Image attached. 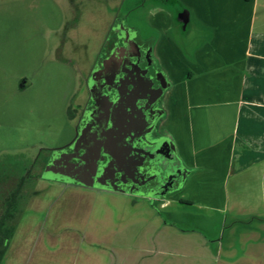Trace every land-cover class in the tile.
I'll use <instances>...</instances> for the list:
<instances>
[{
    "label": "rangeland",
    "instance_id": "rangeland-1",
    "mask_svg": "<svg viewBox=\"0 0 264 264\" xmlns=\"http://www.w3.org/2000/svg\"><path fill=\"white\" fill-rule=\"evenodd\" d=\"M149 5L150 0H0V190L23 163L71 140L68 110L84 93V77L103 37L116 17L148 33ZM167 129L165 122L161 130L169 134ZM35 167L14 193L9 221L1 224L10 236L0 264H122L119 253L128 255V249L126 264H153L151 255L134 252L133 243L137 235L160 231L190 233V240L175 241L169 257L174 264H197L199 234L210 249L207 264H264L262 222H238L195 199L180 202L187 197L182 190L150 201L45 179ZM3 194L9 193L0 192V200ZM125 243L131 246L124 250Z\"/></svg>",
    "mask_w": 264,
    "mask_h": 264
},
{
    "label": "crops",
    "instance_id": "crops-1",
    "mask_svg": "<svg viewBox=\"0 0 264 264\" xmlns=\"http://www.w3.org/2000/svg\"><path fill=\"white\" fill-rule=\"evenodd\" d=\"M261 1L150 0L148 14L170 87L167 131L188 169L181 189L187 197L181 199L197 200L202 208L238 222L264 223ZM189 236L173 231L137 235L134 240L144 244L133 243L134 252L151 255L153 264H174L169 257L175 241H188ZM198 240L195 263L207 264L211 254L205 234ZM125 251L128 255L118 254L124 264L132 250Z\"/></svg>",
    "mask_w": 264,
    "mask_h": 264
},
{
    "label": "flooded vegetation",
    "instance_id": "flooded-vegetation-1",
    "mask_svg": "<svg viewBox=\"0 0 264 264\" xmlns=\"http://www.w3.org/2000/svg\"><path fill=\"white\" fill-rule=\"evenodd\" d=\"M148 28L140 32L114 19L91 60L80 101L68 110L71 140L16 169L13 182L0 190L9 193L0 200L1 223L11 217L10 193L21 191L35 166L44 178L45 169L56 164L63 177L45 179L150 201L165 200L183 188L188 169L161 130L172 103L167 72ZM25 87L21 81L19 88Z\"/></svg>",
    "mask_w": 264,
    "mask_h": 264
},
{
    "label": "trees",
    "instance_id": "trees-1",
    "mask_svg": "<svg viewBox=\"0 0 264 264\" xmlns=\"http://www.w3.org/2000/svg\"><path fill=\"white\" fill-rule=\"evenodd\" d=\"M165 0H163L164 2ZM15 192H13L10 196H12V200L14 201L15 200ZM1 223L0 222V263H1V260H2V257H3V254L7 248V240H8V237L10 236V233L5 231V229H2L1 227Z\"/></svg>",
    "mask_w": 264,
    "mask_h": 264
},
{
    "label": "water",
    "instance_id": "water-1",
    "mask_svg": "<svg viewBox=\"0 0 264 264\" xmlns=\"http://www.w3.org/2000/svg\"><path fill=\"white\" fill-rule=\"evenodd\" d=\"M112 59H114V57H113ZM110 63H111V62H110ZM110 63H108L106 66L110 65ZM58 169H59V168L57 167L56 164L52 165L51 167L48 166V167L45 169V172H44V174H43V177H44V178H53V177L57 176L58 178H63V177H61L59 174H57V173H58ZM65 180H69V179H66V178H65Z\"/></svg>",
    "mask_w": 264,
    "mask_h": 264
}]
</instances>
